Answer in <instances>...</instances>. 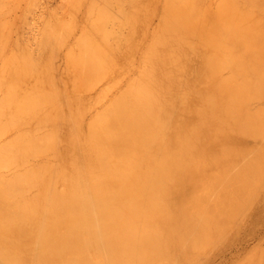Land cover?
Listing matches in <instances>:
<instances>
[{
    "label": "bare ground",
    "instance_id": "1",
    "mask_svg": "<svg viewBox=\"0 0 264 264\" xmlns=\"http://www.w3.org/2000/svg\"><path fill=\"white\" fill-rule=\"evenodd\" d=\"M3 1L0 44L10 47V54L0 72V264H160L176 262L179 254L185 263L195 260V253L199 257L197 250L214 255L216 246H211L228 237L222 231L230 228L225 220L228 211L234 215L230 210L236 207L229 209V204L238 195L234 194L233 202L222 197L227 184L220 185L224 190L219 193L203 189L214 181L225 183L233 174L227 171L264 149L260 143L264 138V26L253 33L257 28L251 25L249 34L240 25L219 28L202 23L201 19L212 16L214 0L205 15L172 9L166 16L165 10L141 59L144 68H137L138 76L129 79L125 88L145 28L138 26V18L131 27L126 15V20L123 15V20L115 17L114 21L120 17V22L130 24L132 35L129 48L119 57L120 43L112 46L116 41L111 40L109 45V36L93 29L99 27L94 14L92 25L83 29L77 52L67 53L66 76L62 79L61 74L56 85L50 73L52 53L45 42L40 47L48 69L28 63L27 53L12 48ZM83 3L86 12L98 6L96 0H79L73 11ZM133 8L138 11L140 6ZM54 19L57 23L45 22L43 30L52 42L60 25ZM100 39L106 50H101L102 64L117 69L104 79L95 99L82 94L76 84L91 76L87 77L84 65L91 70L92 60L81 49L89 46L91 52ZM98 73L90 78L100 79L102 72ZM98 104L103 105L102 111L85 128L87 115ZM43 128L46 132L39 135ZM6 132L11 135L3 138ZM229 148L241 150L235 154L238 158H227ZM203 169L209 175L200 174ZM237 210L235 216L239 213L243 218L249 212L243 216ZM219 219H225L227 226H219ZM236 235L231 234L233 239ZM198 239L204 243L212 239L202 246L214 251L209 247L205 252ZM230 241L226 240L231 246ZM193 243L195 252L189 250ZM223 244L217 245L219 251L227 246Z\"/></svg>",
    "mask_w": 264,
    "mask_h": 264
},
{
    "label": "rangeland",
    "instance_id": "2",
    "mask_svg": "<svg viewBox=\"0 0 264 264\" xmlns=\"http://www.w3.org/2000/svg\"><path fill=\"white\" fill-rule=\"evenodd\" d=\"M76 1H79V0H4L3 2L6 5V10H4V12L6 13L5 14L6 21H8V24L10 27V29L7 31V36H8V39L11 41L12 48H17V49L20 48V50H18V52L20 51L19 53H24V52L27 53L29 57V59L27 60L28 63L36 62L41 66V68L48 69L46 60H42L43 57L41 56L40 46L42 45L41 43L45 42L47 44L48 49L52 53V61H51L52 66L51 67H53V69L50 73L53 74L52 77L53 79H55L54 80V83H55L56 79L59 78L60 80H62L63 77L66 76L65 75L66 70L69 65L68 63L69 61L66 58V56H68L67 53L68 52L71 53L74 51L77 52L79 45H80L79 42L81 43V40L83 38L82 34H83V29L85 27L91 26L93 21L96 24H99V27H93V29L97 31L100 36L108 35L109 39H107V42L110 41L109 45H111L113 40L116 41V43H112V46H115V44H117L118 42L120 43V48H121L119 52V57H120V55H122V53L125 51L126 47L129 48V45H130L129 38H131L132 36L130 34V31H131L130 24L129 23L127 24L124 21H123L124 23L120 21L123 20V18L125 19L127 16L129 21L131 22V27H132L134 26L132 23L133 19L138 18L139 19L138 26L144 27L145 29L141 33L140 42L138 41L140 43V50L138 54L135 56L132 74L131 73L129 74L132 77L129 78V75H128L123 83L125 88H127L129 79H132L138 76V75L136 76V73L138 72L137 68H139V70L140 68L141 69L144 68L143 63L141 65V59L144 58L148 45L152 42L155 33L158 31L161 25V21L163 20L162 18H163V14L165 13V10H167L166 16H168V13L172 9H180L181 11H187V12L199 11L201 14L205 15L206 9L208 8V7L206 8V6L210 3L211 0H208L207 4L205 5L201 4L199 0H178V1L177 0H136V2L140 6V9L138 11L132 10L134 9L133 6L137 5V3L136 4L134 3L135 0H119L120 2L117 1L121 3V5L118 4L116 0H111L112 2L110 0H105V2L99 0L101 1L100 3L96 0L98 6L96 5L94 9L95 11L93 10L90 12H86L85 10L86 3H83L82 5L76 6V8L74 9L75 11L74 12L73 4ZM107 1H110L111 5H108ZM252 1H255V3ZM213 2H214V5L212 6L213 11L211 10L212 16L206 18L207 20L201 19L202 23H207V25H213V26L215 25V26H218L219 28L228 27L229 25L230 26L240 25L242 26V29L244 28L243 29L244 31L246 30V33L249 32L248 30H250L249 34H252L251 32H253V30H256L255 27L257 28V30L253 33H256L257 31L260 30L262 26H264V0H257V1L256 0H219V1L214 0ZM105 4L107 5L105 6ZM132 4L134 5L131 6ZM121 15H123V18L121 17ZM93 16H94V19L92 21ZM118 16L121 17V20L119 17V21H116V20L114 21V19L116 18L118 20ZM53 17L55 18L54 19L55 21L58 20V22H60L59 29L57 30L58 37L55 38L54 42H52L51 39L46 40L45 35H44L45 31H43L45 29L44 27L45 22L47 23L50 22L51 26L53 23H54L53 26L57 23L53 21ZM189 17L190 19H193L192 16L189 15ZM192 22L189 21L188 24L190 23L191 25ZM251 25L253 27L255 26L252 31H251L252 29ZM263 34L261 33V35ZM2 45L3 43L0 44V72H1V66H2L3 61L5 60L7 55L10 54L9 52L10 47L6 48L5 46H2ZM27 50L28 52H26ZM101 50H103L106 53V50L102 47L101 39L95 41V45L92 46L91 52H90L89 46L81 49L82 54L83 55L86 54L85 58H89L92 60V61L88 60L92 62L91 63L92 72L88 66L84 65L85 67L84 69L87 70V77L89 75L92 76L93 73L96 71H98L99 73L102 72V75L101 77H99L100 75L98 73L99 76L98 75L97 76L100 79H97L96 77L90 78L91 76L85 79H79L76 84V88L81 89L83 91L82 94H85L86 97H90V98L93 97L95 99L98 93L102 89L104 79L111 74L113 75L114 71L117 69L114 66H109V65L104 66L102 64L103 57L105 56L101 54ZM80 63L82 64L84 63V61ZM44 73H47V72L45 71ZM60 75L62 79L59 77ZM2 81L9 82V80L7 79H4ZM59 81H57L58 84L56 82V85H59V83L61 82ZM5 86L8 87L9 85L6 84ZM10 87H15V85L10 84ZM1 92H3V90L0 87V105L2 104ZM5 103H7V101ZM101 107H103V105L98 104L96 108L95 107L92 108V111L87 115V121L85 124V128H87L88 125L91 123V117L99 114L102 111L103 108ZM45 130L46 129L43 128L41 132H38L39 135H44V133L46 132ZM35 134L37 135V133ZM10 135L11 133L6 132L2 136L3 138H8L10 137ZM250 141L251 140H248L247 142L250 144H253V142L252 141L250 142ZM260 143L264 144V138H262V141H260ZM240 152L241 150L238 152L237 151L235 152L231 148H229V151L227 153V156H228L227 158H229V160H231V158L236 159L238 158L237 156L240 154ZM260 152L261 154L260 153L256 154L254 152L255 154L252 153L250 154V156L248 155L247 157H245V160L242 166L236 167L234 171L232 169H231L232 171H229V172L227 170H223V171L221 170L223 173L227 171L228 174L230 172H233V174H230L232 178H229V180L226 181L225 183H220V181H214V183H211V185L207 184V187H206L207 190L203 189V191L204 190L207 191L206 193H208L209 189H212L211 191H213V189L216 191L217 189V192L219 193V191L223 189L222 187H225L224 185L227 184L228 185L227 188L231 190L230 193L233 192L231 195L233 198H231L230 195L228 196V194L230 193L228 192L229 190H227L226 187L225 189L227 190L228 193H226V190L223 192L224 190L223 189L220 192V194H222L223 192L224 195L222 194L221 196L223 197L226 195L225 196L226 200L227 201L229 200L231 202H233V199L236 198L234 202L232 203V206L230 205L231 203L229 202L230 203L229 209L236 207L240 211V213L243 214V216L248 211H249L248 213H250V214L247 213V216L244 218L239 217L238 216L239 213H237L238 220L235 219L234 221L232 217L235 216L236 214L235 211L237 209L234 208L230 210V211L234 210L232 212V214H234L233 216L230 215L231 213H228L229 211L227 212V215L230 216V217L227 216L229 220L227 218L226 219L228 220V222L225 219L223 220H225V222L228 224L231 223V225L229 224L230 228L229 226L225 228L226 230L227 228H229L231 231L228 230L227 233H225L226 230L224 231L223 230L224 228H222V230L224 231V232L222 231V233H224L223 236L225 234H228L227 235L228 237L225 236L224 238L223 237L220 238L221 240L223 238L222 240L223 242L225 239L226 244L225 243L223 244L222 241L219 242L223 244L221 247L225 245L227 246L223 247L222 248L223 250L220 249L219 251L218 250V246H220L219 243L215 244L216 242L212 241L214 242L215 245H212L213 244L212 243L211 247L216 246L215 247L216 249H214L216 253L212 252V254L214 253V255L217 256L215 257L214 255L211 256L210 254L211 252L208 253V251L206 252L205 250V249L208 250L210 246L208 248L203 249L205 244L209 242L210 239H208L206 243H204L203 240L201 241L198 239L203 244H200L201 245L200 246L199 245L200 242L196 241L197 243L196 242H195L196 244L193 243L194 248L192 249L189 247L190 244H187L188 248H190L189 250H192L195 252L197 250L196 248L200 246L201 249L205 250V252L208 254L205 253L203 255L202 252L204 251L201 252L200 250H197L199 251L198 252L199 257L197 255L198 258L196 257L197 253L193 255L191 254L197 260L193 259L192 262L190 261L188 262V260H186L187 262L185 261V263L182 261L184 260L183 254H182V257L180 256L181 254H179V257L177 256V259H175L176 257L174 258L176 262L173 261L172 262L173 264H177V260H178V264H186V263L188 264H264V149L263 150L261 149ZM235 154H238V155H235ZM243 154H244V150L241 153V156ZM241 156L239 158L243 159L241 158ZM217 173L219 174L220 171L219 172L217 171ZM217 173L215 174L218 175ZM200 174L209 175V172L206 171V169H203ZM220 175H223V174L220 173ZM220 185H222V187ZM204 194L205 192H203V195L201 194V196H204ZM234 194L235 196L238 195L237 196L238 198L237 197L234 198ZM227 197L229 198L227 199ZM204 200L205 199H202V201L200 202L202 203ZM226 200L224 201L226 202ZM237 200H239L238 202H241V203H235V201ZM205 205L207 204L205 203ZM206 207L208 208V206ZM250 207L253 208V209L251 208L252 211L249 209ZM243 208H245L246 210ZM238 210L237 212H239ZM242 210H245L244 213L242 212ZM209 211H212V210L209 209ZM241 214L240 216H242ZM237 216L235 217L237 218ZM239 218H242L241 221L239 220ZM230 219H232V221L236 223V225H238V223L241 222V224H243L244 226L241 227L242 225L239 223L240 227L239 225L237 227L232 221H230ZM223 220H220V219L216 220V223H218L219 221L220 225L219 224L218 225L222 226L225 224ZM232 223L236 226V229L233 228L235 226ZM166 224L168 223L165 222V225ZM224 226H227V225L225 224ZM214 227H215V222H214L213 228ZM216 227H217V224H216ZM231 228H233V230L235 229L234 232L237 231V229L241 231V234H239L240 232L238 233L239 237H237L236 235L238 231L234 233L232 232ZM229 232L233 234L234 236L236 235L235 239L239 240L238 242L240 244L242 243L241 242L242 240H244L246 244L242 243L241 244L242 247H240V244L238 242H236L235 244L234 241L236 240L233 239L234 236L232 237ZM229 235L232 238L231 237L229 238ZM229 239H231V241ZM211 240H210V243H211ZM226 240L227 242L230 241L229 243H231V246H233V248L226 242ZM194 244L198 246L196 247ZM207 245L208 244H206V246ZM236 245L239 247H236ZM187 246H185L186 248L184 249V251H186ZM193 246L191 244V247ZM229 246L231 247V249ZM210 250L214 251L212 250V248ZM226 250L227 251L230 250V251L227 252ZM218 251H219L220 256L218 255ZM222 251H225V252H222ZM220 252H222L223 255H221ZM123 254H126V253L123 252ZM209 254H210V258H207V255L209 256ZM226 255L227 257L229 256L228 260L227 258L224 259V256L226 257ZM171 258L173 260L172 256ZM212 258H215L218 260L217 261L214 260L215 261L214 262ZM222 259L226 261L223 262ZM212 261L214 263H212ZM172 263H168L167 261H164V262H161L160 264H172Z\"/></svg>",
    "mask_w": 264,
    "mask_h": 264
}]
</instances>
